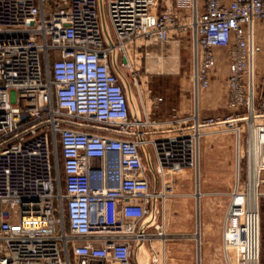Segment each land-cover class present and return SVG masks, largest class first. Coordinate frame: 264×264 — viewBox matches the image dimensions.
I'll return each instance as SVG.
<instances>
[{
	"label": "built area",
	"instance_id": "1",
	"mask_svg": "<svg viewBox=\"0 0 264 264\" xmlns=\"http://www.w3.org/2000/svg\"><path fill=\"white\" fill-rule=\"evenodd\" d=\"M105 14L113 46L99 0H0V264H137L140 241L166 239L164 207L177 196L178 176L198 170L206 131L223 125L240 144L247 128L249 142L251 117L261 123L263 149L256 207L252 185L238 172L220 251L224 264H261L264 91L256 26L264 22V0H189L188 7L105 0ZM186 35L193 100L227 64L224 119L203 118L195 103L186 119L177 108L171 120L153 119L164 99L152 95L147 76L178 72ZM154 199L162 221L154 233H141Z\"/></svg>",
	"mask_w": 264,
	"mask_h": 264
},
{
	"label": "rangeland",
	"instance_id": "2",
	"mask_svg": "<svg viewBox=\"0 0 264 264\" xmlns=\"http://www.w3.org/2000/svg\"><path fill=\"white\" fill-rule=\"evenodd\" d=\"M191 64V49L188 35H186L185 42L182 43L181 47V63L178 72L163 75L149 74V76H147L148 79H146V82L149 83V88L152 90V95L156 97H162L164 99V105L153 117V119L157 122L164 123L167 120H171L172 109L178 107L181 99H184L186 103L184 104V108L182 109L183 113L181 114L180 118L186 119L191 114H193L195 101L193 100L194 95L192 85L190 83ZM142 72L146 74L145 65ZM227 74V64L223 61L219 66V71L217 76L214 78L210 89L201 93L200 109L203 118L220 117L224 119L228 115L224 95ZM142 76L145 80L146 75ZM258 77L260 85L259 91H264V53L261 55ZM225 129V127L218 128L217 131L214 130L211 134L203 137L201 141V160L203 161L201 162L202 164L200 166V172L198 173L200 178L199 183L201 182L203 184V192L205 194H209V196L203 198V192L201 189L198 199H200V201L203 199V207L204 204L206 205V203H208V205L213 209L210 211V217H212V219H210L209 222H214L213 226L205 225V229H203L204 227L202 228L201 225L202 211L199 209L197 236L199 238V242H201V237L205 231L210 234V239L206 245H203V248L206 247L207 249H211L210 260L213 258L215 260V264H222V262L224 264L221 251L218 249H221L222 221L228 204V194L232 191V188L235 185L238 172L240 173L241 180L244 181L248 170V141L246 135L247 128L246 131L241 135L240 144L238 142L237 133L232 131V129L230 131L228 128L227 132H221ZM203 162L208 164L207 172L211 176L210 179L205 182V184L203 183ZM176 184L177 190H191L192 193L195 194L197 190L195 171L182 172L178 176ZM262 189H264V186ZM170 200L166 202V205L170 204ZM260 205L262 216L261 264H264V198L261 199ZM219 219H221L220 223ZM194 240V243H196L195 237ZM201 245L202 244L199 246V264H203ZM216 250H218V252H216ZM144 259H146V257ZM161 259L162 255L159 256V260Z\"/></svg>",
	"mask_w": 264,
	"mask_h": 264
},
{
	"label": "crops",
	"instance_id": "3",
	"mask_svg": "<svg viewBox=\"0 0 264 264\" xmlns=\"http://www.w3.org/2000/svg\"><path fill=\"white\" fill-rule=\"evenodd\" d=\"M176 5L181 6L187 4L189 5V0H174ZM190 9H183L184 12H188ZM256 34L258 44L262 47L264 53V22H259L256 26ZM262 53V54H263ZM225 105H226V90H225ZM185 100L181 99L177 107L178 116L181 117L183 113ZM203 183L210 179V174L207 172L208 164L203 162ZM239 168V165H238ZM237 168V170H239ZM216 178V177H215ZM191 190H177V196L170 200V204L164 207V218L167 225V237L166 239H154L152 242L145 243L147 252V263L155 264L153 262V256L157 254L166 255V264H199V250H198V239H197V199ZM209 196V194H206ZM207 201V200H206ZM160 209V208H159ZM213 209L206 203L204 204L201 216V225L205 229V225H212L213 222H209L212 217H210V211ZM163 218V212H160L157 216V220L153 227L148 229L150 233H154V227L158 223H161ZM222 219V218H221ZM219 219V223L221 222ZM196 231V232H195ZM210 234L206 231L201 237V250H202V262L207 264L210 261L211 249L203 248L206 245ZM194 237L196 238V243H194ZM164 241L161 245L162 249L156 247V244L160 241ZM195 249V250H194ZM157 264V263H156Z\"/></svg>",
	"mask_w": 264,
	"mask_h": 264
},
{
	"label": "bare ground",
	"instance_id": "4",
	"mask_svg": "<svg viewBox=\"0 0 264 264\" xmlns=\"http://www.w3.org/2000/svg\"><path fill=\"white\" fill-rule=\"evenodd\" d=\"M179 58V57H178ZM197 98V97H196ZM195 105L198 106L200 105L201 100L200 99H195ZM261 123L260 121H258V119H255L254 117H251L250 119V126H249V146L247 149V154H248V170L246 173V177L244 179V184L248 185V183L250 182V184L252 185V194H251V201L253 202V206L256 205V200H257V195H256V185L258 183V178H259V172H260V168L262 167V163H263V158H262V153H263V149H262V143L260 140V137L258 135V127ZM223 125H220L219 127L222 128ZM207 130V129H205ZM211 133V132H210ZM206 131V134H210ZM203 160H200V166H201V162ZM200 166L198 168V170L195 172L196 173V181H197V190L195 192V197L197 199V230H198V224H199V220H198V211L199 209L202 211L203 210V204L202 201L203 199H198L201 193V189L203 192V184L200 181L199 175L198 173L200 172ZM259 193L260 195L264 196V189H262V187L259 188ZM205 193L203 192V198L205 197ZM200 206V208H199ZM256 207V206H255ZM198 233V231H197ZM197 236V235H196ZM198 242H199V238L197 236ZM164 241L160 240L157 244L156 247L159 249L161 248V245L163 244ZM200 244L201 242H199L198 245V250L200 249ZM220 250V249H218ZM218 250H216V252H218ZM163 251V249L161 250ZM166 255L162 256L161 260H158L157 264H166V259H165ZM146 257V253L144 251H141L139 253V262L140 264H147V257L146 259H144ZM156 264V263H155ZM207 264H215V260L212 258V260L209 261V263L207 262ZM223 264V262H222Z\"/></svg>",
	"mask_w": 264,
	"mask_h": 264
},
{
	"label": "water",
	"instance_id": "5",
	"mask_svg": "<svg viewBox=\"0 0 264 264\" xmlns=\"http://www.w3.org/2000/svg\"><path fill=\"white\" fill-rule=\"evenodd\" d=\"M99 10H100V15H101L102 28H103V32H104L106 41L108 42L109 45L113 46V40L111 37L110 29H109L107 19H106V14H105V0H99ZM113 66H114L115 72L120 77V79H121V81H122V83L126 89V94H127L130 109H131V116L135 121L139 122V121H141V112H140L139 104H138V101L135 97L133 89L129 83V80L127 79L125 74L120 70V68L118 66V53L116 51H114V53H113ZM143 150H144L145 159H146V162L149 166L150 172L154 177L155 192L157 193L158 178H157V176L154 172V169H153L151 155H150V153L146 147H144ZM159 213H160L159 203H158L157 199H154L153 206H152V213L146 219V221L143 223V225L141 227V233H144L146 230L153 227V225L155 224V222L157 220V216ZM141 251L148 253L146 246H145V242H143V241H140L139 244L137 245V249H136L137 264H140L138 257H139V253Z\"/></svg>",
	"mask_w": 264,
	"mask_h": 264
}]
</instances>
